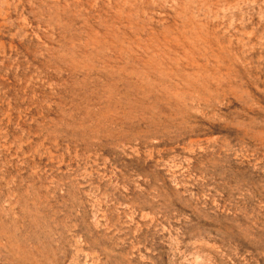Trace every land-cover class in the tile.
I'll list each match as a JSON object with an SVG mask.
<instances>
[{"label":"rangeland","instance_id":"1","mask_svg":"<svg viewBox=\"0 0 264 264\" xmlns=\"http://www.w3.org/2000/svg\"><path fill=\"white\" fill-rule=\"evenodd\" d=\"M0 264H264V0H0Z\"/></svg>","mask_w":264,"mask_h":264},{"label":"bare ground","instance_id":"2","mask_svg":"<svg viewBox=\"0 0 264 264\" xmlns=\"http://www.w3.org/2000/svg\"><path fill=\"white\" fill-rule=\"evenodd\" d=\"M56 142V141H55Z\"/></svg>","mask_w":264,"mask_h":264}]
</instances>
